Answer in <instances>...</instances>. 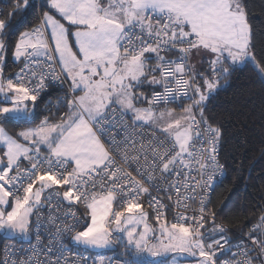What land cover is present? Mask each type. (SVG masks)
<instances>
[{
	"label": "snow or ice",
	"instance_id": "6c2138e0",
	"mask_svg": "<svg viewBox=\"0 0 264 264\" xmlns=\"http://www.w3.org/2000/svg\"><path fill=\"white\" fill-rule=\"evenodd\" d=\"M29 5L17 0L15 10ZM43 7L40 23L14 45L7 40L13 13L0 18V122L33 118L41 93L67 82L59 102L65 111L49 108L55 119L46 115L15 137L0 126V232L28 239L34 231L37 239L31 256L0 264H113L103 255L73 254L66 236L87 250L121 245L128 258L115 264H178L184 257L218 264L224 252L232 258L221 264H264V214L247 241L233 242L208 207L225 164L223 131L205 116L207 102L249 66L264 84V56L255 51L264 32L250 21L246 0H44ZM10 49L21 68L6 78ZM194 56L207 67L197 68ZM145 101L147 107L138 106ZM150 188L184 209L176 222L168 224L167 205ZM144 194L158 228L146 222ZM63 201L89 210L83 230L71 210L42 223L39 210L48 205L59 212ZM192 203L198 208L188 215ZM42 229L49 233L46 247Z\"/></svg>",
	"mask_w": 264,
	"mask_h": 264
},
{
	"label": "trees",
	"instance_id": "16d2710c",
	"mask_svg": "<svg viewBox=\"0 0 264 264\" xmlns=\"http://www.w3.org/2000/svg\"><path fill=\"white\" fill-rule=\"evenodd\" d=\"M16 3L17 0H0V18H5L9 12L13 13L8 20L12 27L7 30V40L12 45L21 33L39 24L41 12L47 10L43 7L44 2L39 8L35 0H30L27 9L16 11ZM246 3L250 21L258 33L264 32V0H246ZM255 43L257 57L264 56V35H257ZM18 66L19 63L11 57L10 49L4 69L5 77L13 75ZM205 116L222 128L221 160L226 172L224 180L212 194L211 210L229 226L248 232L258 217L264 214V84L256 78L251 66L235 72L210 97ZM43 118L38 114L31 121L0 124L16 136ZM143 206L152 219L149 208L145 204ZM86 212L85 208L83 213L88 222Z\"/></svg>",
	"mask_w": 264,
	"mask_h": 264
},
{
	"label": "built area",
	"instance_id": "2783aa9c",
	"mask_svg": "<svg viewBox=\"0 0 264 264\" xmlns=\"http://www.w3.org/2000/svg\"><path fill=\"white\" fill-rule=\"evenodd\" d=\"M38 4V7L41 8L42 2L43 0H35ZM40 10V9H39ZM2 13V9L0 8V15ZM40 23V22H39ZM21 65L19 64L17 71L11 75L10 77L14 76L16 73H18L20 71ZM57 70H59V66H57ZM47 83V81H46ZM67 91V82H65L63 85H61L60 83H53L51 85H49V87L46 89L45 92L41 93V96L38 98V100L36 101L37 104V109H38V113L42 116H49V118H55L54 115H49V108H51V112L53 114L56 113L57 111V106H59L60 109V113H63V111H65V109L63 108L62 105H60V100L61 98H63L66 94ZM150 93L148 95H146V97L150 98ZM144 106L147 107V102H144ZM167 108H176L181 110V107L178 103H170L166 106ZM158 108H165L164 105H160L158 106ZM131 122V121H129ZM148 131H150V129H146ZM157 135H160V133L158 132ZM219 159L221 160V149H220V156ZM222 162V160H221ZM223 163V162H222ZM226 174V172H225ZM225 175L223 178H218L217 183L214 184L213 186V191H211L209 193V200L210 203L208 205V207L211 209V198H212V194L215 190V188L224 180ZM146 186H148L146 184ZM150 193L151 195H155L158 196L161 201L167 205V207L163 210L164 211V215L166 217V220H170L172 223L176 222V217L178 215L179 212H183L184 209L180 208L177 209L175 208V206L172 204V202L170 200H168V198L163 194V193H157L154 189L150 188ZM175 197H173L174 199ZM150 199V196L148 194H144L141 197V203L145 204L151 214L153 219L156 221L155 219V210L153 207H149L148 201ZM55 204V202H53ZM115 203V210H119V198ZM60 211L58 212L56 207H50L48 205H45L43 208H41L39 210V215L41 218L42 223L47 224L48 221V217L49 214L51 213L54 216H60L61 218H63L62 213L66 212V211H74L77 215V217L80 219V227L78 230H81L87 223L86 221V217L83 213V210L85 209V207L83 206V204L80 203H75L70 205L67 201H63L59 206ZM198 208V204L197 203H192L191 207L187 210V214L191 215L193 209ZM59 222V221H57ZM71 222V221H69ZM216 222L218 224H223L227 229H228V236L231 237L233 242H238V240L240 238H243L245 241H247V236L245 235L247 232H242L239 231L231 226H229L227 223H225L222 219L217 218L216 217ZM206 227H208V225H206ZM52 231H54V227L51 229ZM31 238L29 241H20V240H7L6 242H4L1 247H0V260L6 259V258H12V259H26L28 256L32 255V249L37 247V239L35 237V233L34 231L30 233ZM48 231L43 230L41 231V236H40V241L42 246L46 247L49 244V240H48ZM65 244L68 245V247H70L72 249V253H76L79 252L83 255L89 256L92 258V260H97L98 255H103L107 260H111L113 261V264H115L116 261L118 260H124L127 259V256L122 255V253L124 252V249L121 245L117 244L114 246V248L112 250L109 251H101V252H91V251H87L84 250L82 248L76 247L74 245H72L69 242V238L66 236L64 239ZM54 243V242H53ZM227 247V246H226ZM8 249L10 251V253L14 252V255H11L10 257H6L5 256V250ZM233 252L238 251L237 249L233 248L232 250ZM218 264H221L222 261L224 260H229L232 258L231 253H218ZM41 259H43V256L40 257ZM69 259H72V255L69 254ZM89 264H91V260L89 261Z\"/></svg>",
	"mask_w": 264,
	"mask_h": 264
},
{
	"label": "rangeland",
	"instance_id": "374dc122",
	"mask_svg": "<svg viewBox=\"0 0 264 264\" xmlns=\"http://www.w3.org/2000/svg\"><path fill=\"white\" fill-rule=\"evenodd\" d=\"M43 2H44V0H43ZM106 2V0H101V3H105ZM46 11V10H45ZM62 22H64V21H62ZM66 23V22H65ZM75 29H73V31H74ZM74 39V38H73ZM75 50V49H74ZM196 58H197V60H196ZM193 61H194V63H193ZM192 63L197 67V68H200V67H204V68H206L207 67V63H206V61L204 60V58L203 57H201V56H195V59L193 58V60H192ZM201 65V66H200ZM0 101H4V97H3V95L1 94L0 95ZM143 107V106H142ZM145 107V106H144ZM164 108H159V110H163ZM170 109H175V111H176V114H181V110H179V109H176V108H170ZM29 121L30 120H32V118L31 119H28ZM35 127H37V126H35ZM35 127H32V128H35ZM27 130V129H26ZM7 131V130H6ZM22 131V130H21ZM24 131V130H23ZM43 147V146H42ZM114 208H115V203H114V205H113V210H114ZM144 212H146L147 213V223L149 224V225H151L152 227H154V228H158V224H157V221H155L153 218L151 219L150 218V214L148 213V211L147 210H145V208H144V206H143V209H142ZM86 215H87V218H88V222H87V224H89L90 223V216H89V210L87 209V212H86ZM127 215V214H126ZM133 215H136V216H138V213H135V214H133ZM167 222H168V224H171L172 222L170 221V220H167ZM142 229H143V225H140L139 226V228H138V231H142ZM83 230V229H82ZM30 238H31V235H30ZM30 238H28V239H22V238H19V237H16V238H11V236L8 234V233H6V232H0V244L2 245L4 242H6L7 240H20V241H29L30 240ZM80 248V247H79ZM114 248V247H113ZM113 248H111V249H106V250H100V249H97V250H87V249H84V248H82V249H84V250H87V251H91V252H101V251H109V250H112ZM169 260H171V256L168 258ZM197 258H192V257H184V258H182V259H180L179 260V262H178V264H195V260H196Z\"/></svg>",
	"mask_w": 264,
	"mask_h": 264
},
{
	"label": "crops",
	"instance_id": "0c3cea01",
	"mask_svg": "<svg viewBox=\"0 0 264 264\" xmlns=\"http://www.w3.org/2000/svg\"><path fill=\"white\" fill-rule=\"evenodd\" d=\"M194 59H195V56L193 57ZM193 58H192V60H193ZM196 60H197V58H196ZM193 63H194V61H193ZM201 66V65H200ZM147 88H148V86H145L143 89H141L142 91H144V94H145V96L147 95V94H149L150 92L147 90ZM1 95V94H0ZM138 106H143L144 107V103H142V104H140V105H138ZM38 109L36 108V111H35V114H34V117L32 118V119H34L36 116H38ZM50 120H53V119H55V118H49ZM41 120H43V119H41ZM41 120L37 123V124H35V125H33V126H29V127H27V129H31L32 127H35V126H38L39 124H40V122H41ZM27 121H29V120H27ZM31 121V120H30ZM0 126H2L1 124H0ZM24 130H26V129H24ZM23 131V130H22ZM8 132V131H7ZM21 132V131H20ZM9 133V132H8ZM19 133V132H18ZM17 133V134H18ZM10 134V133H9ZM16 134V135H17ZM10 135H12V134H10ZM12 136H14V135H12ZM15 137V136H14ZM21 142H23V141H21ZM3 150V146L2 145H0V151H2ZM41 151L42 152H44L45 151V149L43 148V147H41Z\"/></svg>",
	"mask_w": 264,
	"mask_h": 264
}]
</instances>
